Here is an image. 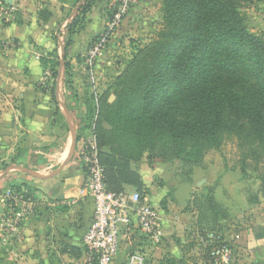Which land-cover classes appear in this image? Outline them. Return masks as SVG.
<instances>
[{
  "label": "rangeland",
  "instance_id": "rangeland-1",
  "mask_svg": "<svg viewBox=\"0 0 264 264\" xmlns=\"http://www.w3.org/2000/svg\"><path fill=\"white\" fill-rule=\"evenodd\" d=\"M120 3L0 0V36H15L0 39V172L9 163H21L26 166L24 170L40 169L32 157L27 162L19 160L35 155L34 149L57 144L62 131L64 141L93 135L105 170L115 174L121 171L119 187L137 190L148 198L160 217L170 222L168 238L176 244L184 240V264L204 260L205 251L197 240L207 231L228 236L232 264H258L245 246L246 230L264 225L263 158L244 156L236 140L229 139L192 163L177 157L166 139H125L106 121L108 109L104 104L115 100L134 72V63L141 67L147 61V55L139 54L164 27L162 0H136L107 32L101 54L89 60V48L105 32ZM242 14L248 30L264 38V0H251L242 8ZM33 36L40 38L36 41ZM23 56L26 64L21 63ZM35 60L40 64L38 73ZM4 104L10 109L4 111ZM40 107L41 113L36 110ZM58 108L64 114L62 123L47 117L49 112L60 114ZM36 116L42 118L43 138L35 137L31 130L30 123ZM13 190L21 192V185ZM33 190V185L27 188L31 197ZM0 193L4 199L5 193ZM178 216L187 228L184 233L179 228V238L171 233L170 226ZM165 240L156 250L163 249Z\"/></svg>",
  "mask_w": 264,
  "mask_h": 264
},
{
  "label": "trees",
  "instance_id": "trees-1",
  "mask_svg": "<svg viewBox=\"0 0 264 264\" xmlns=\"http://www.w3.org/2000/svg\"><path fill=\"white\" fill-rule=\"evenodd\" d=\"M250 1L162 0L164 27L140 52L147 61L134 63L115 100L104 104L106 121L125 139H166L192 163L229 139L244 156L264 160V38L244 23ZM121 175L104 168L110 190L122 189Z\"/></svg>",
  "mask_w": 264,
  "mask_h": 264
},
{
  "label": "crops",
  "instance_id": "crops-1",
  "mask_svg": "<svg viewBox=\"0 0 264 264\" xmlns=\"http://www.w3.org/2000/svg\"><path fill=\"white\" fill-rule=\"evenodd\" d=\"M9 37L15 36H0V39H7ZM33 37L36 41L40 38V36ZM35 61L33 62L35 63L34 66L37 72V67L40 64L38 60ZM26 62V56H23L21 63L26 64ZM7 104L10 105L9 102ZM7 104H4V111L5 108H7V110L10 109L6 107ZM48 105L51 104L48 103ZM65 107L64 111L66 110ZM41 108L42 107H40V110H36L41 113ZM59 111L60 114L57 115H53L54 112H49V115H47L48 119H57L62 123L64 120L62 115L64 114L60 109ZM41 120L42 118L40 116H36L32 119V123L30 124L33 125L31 130L34 132V136L43 138L44 136H42V134L44 127L40 122ZM37 121L40 126L37 125ZM80 121H82L83 124L84 120L80 119ZM5 127L6 125L2 127L3 132L6 129ZM6 133L9 134V129L6 130ZM74 139L73 136L71 140L66 139L64 141L62 131V137L57 140V144H52L50 148L44 147L34 149L33 153L35 155L32 156L28 154L26 157L23 156L21 160H19L27 162L32 157L33 160L35 159L40 169L30 170V168H27L24 170L26 166H23L21 163H9L6 168L0 172L1 192L5 193L7 189L13 190L12 187L18 185H21L22 189L27 190V188L29 189V187L33 185V197L34 200L35 198L37 199L34 204L35 209L33 208V211L27 214L17 230L4 231L1 229L0 225V264L82 263L83 251L81 247V236L90 222L93 205L89 198L80 195L84 170L77 157L78 141ZM16 171L18 173H16ZM20 171H24V173L22 174ZM125 189L133 190L129 188ZM2 196L3 195L0 193V220L6 208ZM158 214L160 217V213ZM179 218V216L175 217L171 222L172 225H170L172 228L171 233H176V236L181 228L183 233L187 230L186 224L179 220ZM160 220L163 229V240H166L163 243V249H158L154 253L155 264H159L166 260V258H173L175 264H184L182 258L186 253L184 248L183 250L181 249V243H183L184 240H179V244L172 242V239H169L167 236L168 224L170 222L164 220L163 217H160ZM190 227L192 226H189V228ZM262 227H264V225L246 230L248 242L245 249H248L250 253L254 254V259H256L258 264H264V229H261ZM221 234L225 236V238L223 237L225 240H229L224 232ZM179 236H181V234H179ZM179 236L177 237L179 238ZM196 236L199 237L197 233ZM176 241H178V239ZM197 241H199V239ZM198 243L201 244L200 242ZM127 247L125 244L122 246L114 264H122ZM201 248L205 250L203 245ZM164 251L167 254H164ZM168 253L172 256H168ZM174 256L179 259L175 260L176 258ZM200 264H207L205 257L204 260L202 259V261H200Z\"/></svg>",
  "mask_w": 264,
  "mask_h": 264
},
{
  "label": "built area",
  "instance_id": "built-area-1",
  "mask_svg": "<svg viewBox=\"0 0 264 264\" xmlns=\"http://www.w3.org/2000/svg\"><path fill=\"white\" fill-rule=\"evenodd\" d=\"M120 1L105 32L89 48V60L101 54L107 32L136 0ZM77 149L78 161L84 170L80 195L89 198L93 205L90 222L81 236V264H114L124 244L128 247L122 264H154V252L163 240L156 208L137 190L112 191L107 187L93 135L81 138ZM4 199L6 208L0 220L1 229L15 231L33 211L35 200L26 189L21 192L7 189ZM223 237L214 231L199 237V242L208 252L207 264H232L231 244Z\"/></svg>",
  "mask_w": 264,
  "mask_h": 264
},
{
  "label": "water",
  "instance_id": "water-1",
  "mask_svg": "<svg viewBox=\"0 0 264 264\" xmlns=\"http://www.w3.org/2000/svg\"><path fill=\"white\" fill-rule=\"evenodd\" d=\"M72 149H73V147H72Z\"/></svg>",
  "mask_w": 264,
  "mask_h": 264
}]
</instances>
